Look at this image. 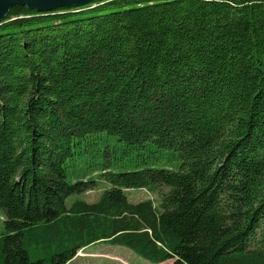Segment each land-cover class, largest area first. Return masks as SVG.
Instances as JSON below:
<instances>
[{"label":"trees","instance_id":"trees-1","mask_svg":"<svg viewBox=\"0 0 264 264\" xmlns=\"http://www.w3.org/2000/svg\"><path fill=\"white\" fill-rule=\"evenodd\" d=\"M0 214V264H264V0L12 6Z\"/></svg>","mask_w":264,"mask_h":264},{"label":"rangeland","instance_id":"rangeland-1","mask_svg":"<svg viewBox=\"0 0 264 264\" xmlns=\"http://www.w3.org/2000/svg\"><path fill=\"white\" fill-rule=\"evenodd\" d=\"M100 188L102 189L104 186ZM98 193H100V189L89 191L86 198L89 201H95ZM128 194L133 202L146 198H155L154 195L145 189L131 190L128 191ZM3 228L4 217L0 214V233ZM80 253L82 254L80 255ZM67 264H173V260L168 259L160 263H154L124 245L97 242L81 249Z\"/></svg>","mask_w":264,"mask_h":264},{"label":"water","instance_id":"water-1","mask_svg":"<svg viewBox=\"0 0 264 264\" xmlns=\"http://www.w3.org/2000/svg\"><path fill=\"white\" fill-rule=\"evenodd\" d=\"M95 0H0V21L5 17L8 10L16 5H27L29 8L38 11H50L58 7L83 5Z\"/></svg>","mask_w":264,"mask_h":264}]
</instances>
